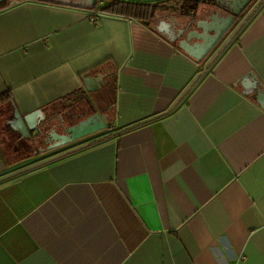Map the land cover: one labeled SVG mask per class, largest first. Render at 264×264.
<instances>
[{
	"label": "crops",
	"instance_id": "1",
	"mask_svg": "<svg viewBox=\"0 0 264 264\" xmlns=\"http://www.w3.org/2000/svg\"><path fill=\"white\" fill-rule=\"evenodd\" d=\"M46 1L0 9V264H264V0L202 60L178 37L207 6ZM64 107L78 138L42 153L9 125Z\"/></svg>",
	"mask_w": 264,
	"mask_h": 264
},
{
	"label": "water",
	"instance_id": "2",
	"mask_svg": "<svg viewBox=\"0 0 264 264\" xmlns=\"http://www.w3.org/2000/svg\"><path fill=\"white\" fill-rule=\"evenodd\" d=\"M252 0H233L232 3L226 4L225 2L221 3V7L225 10L229 16L220 17V11L212 12L210 19L198 21L196 25H201L204 28L203 34L199 36L200 42L191 44V38L195 36L198 37L197 33L190 32L186 34L187 31L179 33L178 39H181V43L184 48L197 60H202L206 58L209 52L220 42L226 32L232 27L236 20L241 16L243 11L249 6ZM20 4L19 1H12L10 5L2 11L11 9ZM192 26V24H190ZM166 26L165 23H162L159 27L160 30H163V27ZM190 26V27H191ZM91 84L97 83L94 79L90 80ZM258 99L260 104L264 109V94L260 92ZM50 112V109L46 111L43 110L36 114L23 117L21 114L15 110L13 115V121L10 122L11 129L19 133L23 138H26L28 141H41V138H36L35 140L31 136V132L37 131L40 136L48 134L46 138L47 143H51L52 148H57L64 144L75 141L78 137L75 134V128L77 126L70 123V115L78 114L79 110H63L56 111L59 115V121L52 122L47 124L49 121V115L47 112ZM64 111V112H63ZM95 111V110H94ZM64 123L67 125L65 126ZM73 123V122H72ZM79 126V125H78ZM63 127V129H62ZM39 136V137H40ZM45 151V149H44Z\"/></svg>",
	"mask_w": 264,
	"mask_h": 264
},
{
	"label": "trees",
	"instance_id": "3",
	"mask_svg": "<svg viewBox=\"0 0 264 264\" xmlns=\"http://www.w3.org/2000/svg\"><path fill=\"white\" fill-rule=\"evenodd\" d=\"M12 1L56 5L46 0H4L0 4V9L9 6ZM256 1L252 0L248 9ZM96 2L95 12L100 15L137 20L148 27L151 23H155L159 15L179 18L192 17L201 7H218L220 4V0H102V6L98 4L100 0H96ZM4 99H9L8 95L1 97L0 101Z\"/></svg>",
	"mask_w": 264,
	"mask_h": 264
},
{
	"label": "rangeland",
	"instance_id": "4",
	"mask_svg": "<svg viewBox=\"0 0 264 264\" xmlns=\"http://www.w3.org/2000/svg\"><path fill=\"white\" fill-rule=\"evenodd\" d=\"M259 0H257L256 2H258ZM10 5V4H9ZM208 7V10L210 9L209 7H212V6H207ZM203 8V7H202ZM214 8V7H213ZM208 10H205L206 11V13H205V16H211L212 15V13H210V10L208 11ZM198 14V12H196L195 14H193L192 15V17H195V15H197ZM86 112H87V114H88V111L86 110ZM92 111L90 110V113H91ZM89 113V114H90ZM58 113L57 112H54V113H51V114H49V119H48V123L47 124H50V123H52V122H56L57 121V119H58V121H59V118H57L58 117ZM70 123L72 124V122L70 121ZM74 123H76V121H74ZM64 125L66 126L67 124L66 123H64ZM62 129H63V127H62ZM40 136V135H39ZM48 137V134H46V135H43V136H40V140L41 141H39V143L38 142H36V141H33V142H35V143H38V145H40V146H38V147H36V148H39V151H41L40 153H42L43 152V150L44 149H46V148H48L49 147V143H47L45 140H46V138ZM34 140H35V138H34ZM28 142H30V143H32L31 141H28ZM28 147V146H27ZM37 155H40L39 153H37V154H35V152L34 153H31V157L32 156H37Z\"/></svg>",
	"mask_w": 264,
	"mask_h": 264
}]
</instances>
